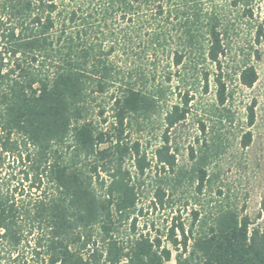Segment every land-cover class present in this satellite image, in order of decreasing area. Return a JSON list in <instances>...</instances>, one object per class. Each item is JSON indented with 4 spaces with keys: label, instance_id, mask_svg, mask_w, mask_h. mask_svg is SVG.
I'll return each instance as SVG.
<instances>
[{
    "label": "trees",
    "instance_id": "1",
    "mask_svg": "<svg viewBox=\"0 0 264 264\" xmlns=\"http://www.w3.org/2000/svg\"><path fill=\"white\" fill-rule=\"evenodd\" d=\"M263 44L264 0H0V264H264L229 195L195 208Z\"/></svg>",
    "mask_w": 264,
    "mask_h": 264
},
{
    "label": "rangeland",
    "instance_id": "2",
    "mask_svg": "<svg viewBox=\"0 0 264 264\" xmlns=\"http://www.w3.org/2000/svg\"><path fill=\"white\" fill-rule=\"evenodd\" d=\"M262 50L261 59L254 63L258 72L257 83L250 90L236 88L233 104L235 121L231 125H224L221 150L209 167L210 171L216 175V179L211 185L210 192H204L202 196H199L200 205H196L195 208H203L207 211L218 205L224 198L216 194L220 190L223 195H229L230 202L237 210L247 214L254 225L264 227V219L259 209L261 198L264 196V44ZM212 96L213 91L210 88L203 103L211 104ZM251 99L255 101V121L250 129L252 141L248 148L242 149L239 142L241 132L245 131L244 108ZM195 134L196 125L193 120L181 128V134L177 139L179 163L187 162L185 149L193 142L192 138ZM189 192L191 193L190 189L188 196ZM188 201L189 204H193L191 199ZM174 204L172 208L175 211L184 204V200L175 201ZM190 208L191 205L186 208L180 207L181 221L184 223L190 221ZM169 216V209L161 210L153 216V220L157 225L163 226L169 220ZM168 264H175L173 256Z\"/></svg>",
    "mask_w": 264,
    "mask_h": 264
}]
</instances>
